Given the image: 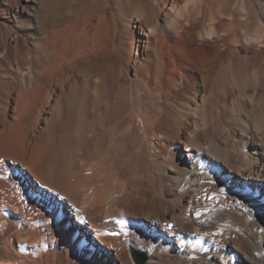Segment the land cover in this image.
Segmentation results:
<instances>
[{
    "label": "bare ground",
    "instance_id": "bare-ground-1",
    "mask_svg": "<svg viewBox=\"0 0 264 264\" xmlns=\"http://www.w3.org/2000/svg\"><path fill=\"white\" fill-rule=\"evenodd\" d=\"M130 248L264 264V0H0V264Z\"/></svg>",
    "mask_w": 264,
    "mask_h": 264
},
{
    "label": "water",
    "instance_id": "water-1",
    "mask_svg": "<svg viewBox=\"0 0 264 264\" xmlns=\"http://www.w3.org/2000/svg\"><path fill=\"white\" fill-rule=\"evenodd\" d=\"M132 254H133V258H134L136 264H143V262L145 260V256L144 255L136 252L135 250H133Z\"/></svg>",
    "mask_w": 264,
    "mask_h": 264
},
{
    "label": "rangeland",
    "instance_id": "rangeland-1",
    "mask_svg": "<svg viewBox=\"0 0 264 264\" xmlns=\"http://www.w3.org/2000/svg\"><path fill=\"white\" fill-rule=\"evenodd\" d=\"M111 11H112V9H111V7H109L108 10H107V14H110ZM132 252H133V249L130 248V252H129L130 264H136V262H135V260H134V258H133V254H132ZM130 257H131V258H130ZM114 264H121V262H120L119 260H118V261L116 260V261H114Z\"/></svg>",
    "mask_w": 264,
    "mask_h": 264
}]
</instances>
